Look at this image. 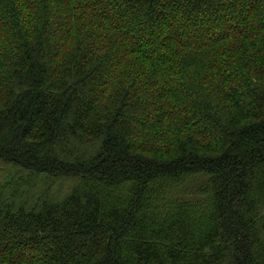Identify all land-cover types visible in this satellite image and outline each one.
Returning a JSON list of instances; mask_svg holds the SVG:
<instances>
[{
    "label": "trees",
    "instance_id": "1",
    "mask_svg": "<svg viewBox=\"0 0 264 264\" xmlns=\"http://www.w3.org/2000/svg\"><path fill=\"white\" fill-rule=\"evenodd\" d=\"M0 264H264V0H0Z\"/></svg>",
    "mask_w": 264,
    "mask_h": 264
}]
</instances>
